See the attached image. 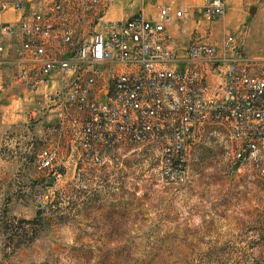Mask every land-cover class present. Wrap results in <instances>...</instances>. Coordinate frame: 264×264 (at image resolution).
<instances>
[{
    "label": "rangeland",
    "instance_id": "rangeland-1",
    "mask_svg": "<svg viewBox=\"0 0 264 264\" xmlns=\"http://www.w3.org/2000/svg\"><path fill=\"white\" fill-rule=\"evenodd\" d=\"M155 1L156 12L176 7L175 0ZM139 2L145 8L147 1ZM224 3L220 18L201 14L198 26L171 34L180 57L194 39L222 52L230 35L225 58L264 76V0ZM46 88L33 98L44 101L55 89ZM36 107L29 104L23 120L0 122V264H264V181H248L234 168L223 130L190 134L178 184L165 182L150 145L110 147L100 165L68 146L43 170L37 154L55 142L43 130L55 123L40 119L51 106L30 116Z\"/></svg>",
    "mask_w": 264,
    "mask_h": 264
},
{
    "label": "built area",
    "instance_id": "built-area-1",
    "mask_svg": "<svg viewBox=\"0 0 264 264\" xmlns=\"http://www.w3.org/2000/svg\"><path fill=\"white\" fill-rule=\"evenodd\" d=\"M27 1L33 2L0 0V13L23 10L16 24H0V37L16 40L14 84L34 93L57 75L54 92L39 102L40 110L59 108L63 126L48 127L49 139L69 136V145L93 165L110 147L155 146L163 179L178 184L190 134L209 126L229 139L234 168L248 181H264V76L225 58L232 36L222 52L194 39L180 57L166 24L183 16L182 7L111 20L106 11L117 0H41L39 8L25 7ZM200 12L216 20L224 15V0H203ZM63 149L54 142L39 150L38 167L53 169Z\"/></svg>",
    "mask_w": 264,
    "mask_h": 264
},
{
    "label": "crops",
    "instance_id": "crops-1",
    "mask_svg": "<svg viewBox=\"0 0 264 264\" xmlns=\"http://www.w3.org/2000/svg\"><path fill=\"white\" fill-rule=\"evenodd\" d=\"M145 8L141 7V4L138 0V5H135L131 0H117L115 3L110 5L106 11V17L111 20H121L126 19L136 13L142 11L144 16H151L156 13L157 7L155 4L157 3L154 0H146ZM202 0H175L176 7L183 8V16L180 18L172 17L171 20L166 24L167 30L170 35L172 34L175 37H179L180 35L177 33L181 26H198L195 24V20L197 17L201 15V6ZM33 3L27 1L24 6L28 7ZM23 10H7L0 13V24H16L19 21V18L22 14ZM3 41L5 50L0 53V122L5 121H18L19 119H24L25 113L24 110L28 108V105L33 103H39V101L35 100L33 96H35L38 91L44 89V87H40L36 92L30 93L23 86L16 85L12 82V76L18 71L19 65L15 63V47L16 40L12 38H1ZM57 75L54 74L53 81L49 84L50 86L46 89L56 88L57 86ZM55 90V89H54ZM36 110L39 113V108L32 109L29 112L30 116L36 115ZM23 113V115H22ZM46 113V114H45ZM45 116H41V122L44 119H49L53 116L54 123L48 124L43 130L44 137L46 138V132L48 127H59V124L63 126V123L59 122L60 114L59 108L53 106L49 112H45ZM62 128V127H61ZM47 140V139H46ZM48 141V140H47ZM50 142H61L64 144V148L73 147L69 145V136H63L59 138V136H52L49 139Z\"/></svg>",
    "mask_w": 264,
    "mask_h": 264
}]
</instances>
